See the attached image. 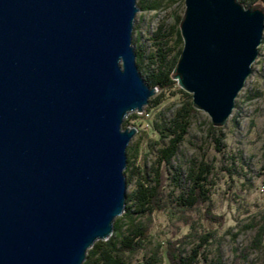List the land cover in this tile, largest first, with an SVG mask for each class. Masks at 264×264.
I'll use <instances>...</instances> for the list:
<instances>
[{
	"label": "water",
	"instance_id": "obj_1",
	"mask_svg": "<svg viewBox=\"0 0 264 264\" xmlns=\"http://www.w3.org/2000/svg\"><path fill=\"white\" fill-rule=\"evenodd\" d=\"M173 77L223 127L264 9L185 0ZM138 0H0V264H84L127 208L128 146L157 87L133 45Z\"/></svg>",
	"mask_w": 264,
	"mask_h": 264
},
{
	"label": "rangeland",
	"instance_id": "obj_2",
	"mask_svg": "<svg viewBox=\"0 0 264 264\" xmlns=\"http://www.w3.org/2000/svg\"><path fill=\"white\" fill-rule=\"evenodd\" d=\"M239 1L246 7L258 6L264 9V0ZM138 6L140 11L133 31V45L137 54L143 55L144 69L141 72L146 79L148 72L158 71L162 65L169 67L179 49L184 47V43H177V31L185 15L186 2L138 0ZM161 55L166 58L164 64ZM179 89L178 84L173 89L175 94H168L167 100L159 108L167 118L173 116L188 100ZM161 93L162 90L157 88L143 113L135 112L128 116H140L137 126H126V121L123 126L138 128L128 146V158L131 147L139 153L135 152L131 160V167L136 172L130 183L128 166L125 170L127 196L135 189L142 175L150 170L155 159L153 142L157 137L152 134L151 124L159 119V109L147 108L152 105L151 100ZM212 126L217 128L206 112L198 110L174 161L175 166L182 168L184 177L188 162L194 157H204L215 166L211 176L213 206L215 212L223 216L224 223L216 226L215 237L207 246L206 256L209 262L220 256L222 264H264V243L262 246L255 245L257 233L264 224V36L252 72L236 99L233 114L221 127L223 136L220 147L216 140L219 134ZM169 224L172 222L168 223L164 215L158 216L157 227L154 229L157 240L164 239L163 232L173 230ZM187 231V227H184L183 233ZM198 243L199 239L194 240L188 249ZM248 248L249 252H246ZM198 264L205 262L200 261Z\"/></svg>",
	"mask_w": 264,
	"mask_h": 264
},
{
	"label": "trees",
	"instance_id": "obj_3",
	"mask_svg": "<svg viewBox=\"0 0 264 264\" xmlns=\"http://www.w3.org/2000/svg\"><path fill=\"white\" fill-rule=\"evenodd\" d=\"M177 43H184L181 30L177 31ZM182 50L179 49L169 67L162 65L158 71L148 72L145 80L152 87L162 90V93L151 100L152 105L147 110L153 107L159 109L168 94H175L173 89L178 82L173 74ZM165 60L164 55H161L162 64ZM137 62L140 70L144 69L141 53L137 54ZM179 92L188 99L183 106L169 118L159 109V119L151 124L152 134L157 138L153 142L156 155L150 170L142 175L135 189L128 193L126 211L117 218L113 236L109 240L98 241L89 250L84 264H198L200 261L222 264L220 256L213 262H209L206 256L207 246L215 237L216 226L224 223L223 216L217 214L213 206L211 176L215 166L204 157H194L189 160L184 177L182 168L174 164L198 113L191 101L192 94L181 87ZM139 118L137 114L131 115L126 120V126H137ZM212 129L219 134L216 140L220 147L223 128L212 126ZM135 152L139 153L134 147L129 149L128 183L136 172L131 167ZM159 215H164L168 223L172 222L169 225L176 231L169 229V232H163L164 239L157 240L154 229ZM184 227L188 229L186 233H183ZM196 239L200 243L189 250L188 246ZM263 243L264 224L255 238L256 246H262ZM140 253L143 254L139 257Z\"/></svg>",
	"mask_w": 264,
	"mask_h": 264
}]
</instances>
